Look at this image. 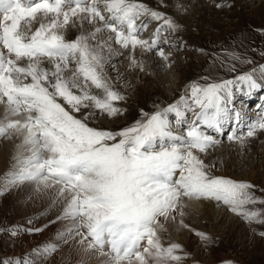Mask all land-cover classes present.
I'll list each match as a JSON object with an SVG mask.
<instances>
[{
	"label": "snow or ice",
	"instance_id": "6c2138e0",
	"mask_svg": "<svg viewBox=\"0 0 264 264\" xmlns=\"http://www.w3.org/2000/svg\"><path fill=\"white\" fill-rule=\"evenodd\" d=\"M160 4L167 6L164 0ZM152 21L158 26L143 38ZM69 28L79 33L66 39ZM179 28L144 0H0V104L5 108L0 138L22 136L16 163L0 184L4 190L25 182L58 187L66 201L63 218L74 225L69 233L75 231L86 250L105 257L104 264H181L182 246H164L158 233L169 235L168 222L189 228L183 217L191 199L213 200L249 225H264V207H255L264 206V198L253 191L256 186L213 175L215 165L200 155L222 143L218 137L228 124L236 128L227 140L240 145L264 132V112L241 132V113L230 107L234 89L251 93L264 87V64L233 79L190 82L178 100L152 113L141 110V119L119 131L90 126L100 116L125 111L118 107L125 96L116 86L113 56L127 50L129 66L140 71L145 64L137 49L167 62L164 34ZM240 62L253 64L246 58ZM108 68L117 71L116 78ZM21 115L23 120L13 119ZM42 230L0 228L12 236ZM195 235L211 241L206 233ZM55 250L49 244L34 249L33 259L0 264H35L36 255Z\"/></svg>",
	"mask_w": 264,
	"mask_h": 264
},
{
	"label": "rangeland",
	"instance_id": "374dc122",
	"mask_svg": "<svg viewBox=\"0 0 264 264\" xmlns=\"http://www.w3.org/2000/svg\"><path fill=\"white\" fill-rule=\"evenodd\" d=\"M154 1L144 0L149 6L160 11H165L171 18L176 19V23L184 26L185 34L182 35V32L178 30L169 34L170 39L168 41L175 46L168 48L165 43L164 51L166 50L165 54L169 55L167 64L170 66L162 72L150 75L142 71L140 75L138 73L140 70L136 68L135 72L130 73L128 65L130 63L127 56L123 55L117 60L114 59L115 66L121 69L125 73L124 75L133 83V90L125 96L124 100L118 102V107L125 110L122 115L112 118L100 116L94 120L93 125L95 127L103 124L110 127L108 129H112V131H119L141 119V110L146 113H152L157 106L163 107L170 104L174 101L172 94L176 90H179L176 94L177 98H179L190 82L198 81L204 83L203 77H208L209 81L233 79L240 73L249 71L253 66L264 64V0H184L189 3L187 7L188 12L184 11L183 13L175 14L172 13L174 12L172 7L165 4V0L164 4L168 8L161 4H155L157 0L155 3ZM217 3L224 6L217 8ZM201 8L204 13L201 12ZM183 19H186V22L189 20L191 23L186 24V22H182ZM157 26L156 21L150 22L143 34V38H149L151 32H154ZM91 28V25L84 27L85 30H91ZM169 43L167 42V44ZM126 51H124L125 54L128 52ZM138 51L136 52L137 56L139 55ZM145 55L148 56L150 54ZM233 56H238L240 60H233ZM245 58L253 61V64L240 62ZM233 65H235V71H230ZM159 81L161 82V86L159 85L160 88H156V83ZM157 90L160 92L158 95L155 94ZM234 90L236 91V89ZM262 93H264V87L260 88V95ZM242 98V100L249 102L248 97L244 96ZM245 108H247V113H244V115H249L253 119L258 117V115H252L256 111L254 110L255 107L252 101ZM3 117L4 114H0V118L3 119ZM17 118L13 117V119ZM250 119L246 120V123H251ZM246 123L242 122V124ZM230 128L231 124H229ZM232 131V129L229 132L225 131L224 136L221 137L222 143L220 146L214 151H209V153L221 155V152L224 151L222 150L223 145L225 147L231 144V146H235V150L239 148L237 150L239 153L241 152L242 155L245 153L244 158H242L243 160L246 159L247 166L243 170L237 171L235 175L232 174L233 177H238L239 179H231L255 185L256 187L253 191H255L258 197L264 198V188L257 183L260 181L262 183L264 181L263 178L255 182V179L258 180L260 176L264 177V140L262 139V134L258 131L255 137L248 138L247 142L245 141L243 145H240L235 142L234 144L228 142L227 135ZM18 137L19 135L12 134L10 138H0V146H2L5 140L15 142ZM18 141L19 138L16 142ZM251 141H258L263 145V148L261 147L262 149H260L257 155L253 154L255 150H247L249 145L244 146L250 144ZM18 145L19 143H16V146ZM241 147H244L243 152L240 151ZM209 153L208 156H211ZM200 155L205 164L215 165L211 169L213 175L229 178L226 175L223 176L224 172L221 166L217 165L216 159L208 161V156L206 158V155ZM257 166L260 168L258 173L256 172ZM229 170L230 168L227 169V171ZM7 174L4 172L2 174L3 178L0 177V181H3ZM24 187H26L24 184H19L8 190H4L3 185L0 184V228L10 229L12 226L20 225L24 228H42L43 230L33 233L20 232L17 236H12L9 231L0 232V260L24 257L33 259L32 253L34 249L54 244L56 250L45 256L36 255L35 264H88L87 262H80L76 257L78 253L75 254L77 252L75 247L65 241L67 234L73 235V232L69 233L67 231L73 228L70 226L72 224L70 219L67 221V219L63 218V208L66 206V201H64L62 208L59 210L50 205L40 208V204L37 201H32V191L24 193ZM18 196L20 199H15ZM197 203L213 208L220 206V217L216 216L217 219L214 221L207 219L208 216L206 218L204 214L192 207L191 215H194L191 216V221L187 222L184 219L185 217H183L184 223L189 225V228L183 229L182 226H177V230L168 232L169 235L171 234L170 236L167 235L168 237L162 232L158 233L164 246H168L169 243H176L182 246L183 252L178 253L183 255L181 264H206L204 262L209 260H212V264H224L225 261H231L232 264H264V237L259 235L260 232H264V225H249L242 217L231 212L228 206L223 204L218 205L215 201L213 203V200L200 199ZM34 204L38 205H36L35 211L32 212ZM255 207L264 206L257 205ZM29 220H31V224L28 223ZM237 221L242 225L238 226ZM63 222L65 223L63 224ZM221 223H224L223 226L217 229L218 224L220 225ZM253 229L255 230L253 231ZM193 230L206 233L211 238V241L205 242L201 240L199 236L195 235V231ZM83 231L86 230L82 229ZM180 231L185 232H183L186 236H184L185 238L181 237L183 234ZM73 249L74 251H72ZM95 252L93 251V254ZM94 255V257L98 258L96 253ZM97 260L99 263L97 261L95 264H104L103 261L101 262L102 258L99 257Z\"/></svg>",
	"mask_w": 264,
	"mask_h": 264
},
{
	"label": "bare ground",
	"instance_id": "6f19581e",
	"mask_svg": "<svg viewBox=\"0 0 264 264\" xmlns=\"http://www.w3.org/2000/svg\"><path fill=\"white\" fill-rule=\"evenodd\" d=\"M156 1V0H155ZM155 1H154V3H155ZM153 3V2H152ZM200 3V2H199ZM155 4H158V5H160V0H157L156 1V3ZM165 4H167L169 7H172V10L174 11V12H172L173 14H175V13H180V12H188L187 11V7H188V4L189 3H187L186 1H184V0H165ZM149 5V4H148ZM200 5V4H199ZM198 5V6H199ZM247 5V4H246ZM168 6H167V8H168ZM201 7H202V5H200ZM151 7V6H150ZM205 9V8H204ZM171 10V11H172ZM205 11H208V10H205ZM201 12H203L202 11V8H201ZM171 13V12H170ZM204 13V12H203ZM206 14V13H205ZM204 14V15H205ZM190 15V14H189ZM200 15V14H199ZM175 22H177V20L176 19H174V18H172ZM179 20V19H178ZM182 22H186V19H183L182 20ZM181 22V23H182ZM187 23H191L189 20L186 22V24ZM178 24V23H177ZM189 25V24H188ZM187 25V26H188ZM86 25H84V27H85ZM85 30V29H84ZM86 31H89L88 29H86ZM178 31H181L182 32V35H184L185 34V28H184V26H180V28L178 29ZM79 33V28H69V30L65 33V38L66 39H71V38H73L75 35H77ZM165 37H167V41L170 39V37H169V33H167V34H165ZM214 39V38H213ZM215 40H217V39H215ZM168 43H169V41H168ZM166 46H168V48H173L175 45L174 44H172V43H169V44H167L166 43ZM163 47H164V45H163ZM165 48V47H164ZM137 50H139V49H137ZM124 51H126V50H124ZM127 52V51H126ZM139 52V55L137 56V54H136V57H137V59L139 60V59H142L143 61H144V64H145V70H144V72L145 73H148V74H150V75H153V74H155V73H157V72H162V71H164L166 68H168V67H166L165 66V64L166 63H168V61L167 62H165V61H163V60H161L160 58H157L156 56L154 57V56H152V55H145V54H143V55H141V52H140V50L138 51ZM165 52H166V50H165ZM123 55H125V57L127 56L128 57V52L125 54V52H123ZM122 55V56H123ZM122 56H113V58H112V63L114 64V59H119L120 57H122ZM130 63V62H129ZM194 63V62H193ZM127 64V63H126ZM129 65V64H128ZM192 68V67H191ZM115 69L116 70H119V79H118V81H117V84H116V86H117V88L119 89V91L124 95V96H126V95H128L129 93H130V91H132L133 89V87H132V84L133 83H131V80H129V78L127 77V76H125L124 74L125 73H123V71L121 70V69H119L118 67H116L115 66ZM129 69H130V73H133V72H135L136 71V69H133V68H131L130 66H129ZM108 70V73H109V76H111V77H113V78H116L117 77V71L116 70H114V69H112V68H108L107 69ZM142 71H138V73L141 75L142 73H141ZM185 73V72H184ZM190 74V73H189ZM139 75V76H140ZM138 76V77H139ZM183 76V75H182ZM136 78V77H135ZM183 79V78H182ZM138 80V79H137ZM161 84V82L159 81V82H157L156 83V85H157V87L156 88H160L159 87V85ZM181 84V83H180ZM185 84V83H184ZM144 86V85H143ZM161 86V85H160ZM167 88V87H166ZM165 88V89H166ZM182 88V87H181ZM169 89V88H168ZM167 89V90H168ZM160 90V89H159ZM167 90H165V91H167ZM240 89H236V91L234 90V96H233V99H232V102H231V105H230V107H233L234 109H236V111H239L240 113H241V116L243 117V121H244V123H246L247 121H248V119L249 118H251L250 120L251 121H253V120H256V119H253V117H249V115H244V113H247V108H245L246 106H249V102L248 101H245V100H242L243 98L242 97H244V96H246V98L248 97L249 99H253V98H255V94L258 92V89L257 90H254V91H252L251 93H249L248 91H247V89H243V90H240ZM93 91L95 92V90L93 89ZM179 90H176V92H174L173 94H172V99H174V101H176V100H178L179 98H177V92H178ZM171 92V91H170ZM160 92L157 90V92L155 93L156 95H158ZM183 93V92H182ZM137 98V97H136ZM174 101H172L171 103H173ZM238 102V103H237ZM258 108V107H257ZM256 108V109H257ZM255 109V110H256ZM244 110V111H243ZM4 112H5V108H4V105H2V104H0V114H4ZM251 115V114H250ZM252 115L253 116H257V115H259L257 112H253L252 113ZM79 116V115H78ZM1 119V118H0ZM17 119H21V120H23L24 119V116L23 115H21V116H19ZM103 119V118H102ZM106 119V118H105ZM247 120V121H246ZM249 123V122H248ZM248 123H246V124H248ZM94 124V120L93 121H91V124H90V126H93V127H95V125H93ZM246 124H244L243 125V130H240L241 132H243V131H246V127H245V125ZM97 128H104V129H107V130H110V129H108V128H110V127H108V126H105V125H103V124H99V125H97ZM115 128H117V127H115ZM229 130H231V128L229 129ZM111 131H112V129H111ZM229 132V131H228ZM261 134H262V139L264 140V132H261ZM257 135V134H256ZM259 136V135H258ZM14 137V136H13ZM19 138V141L18 142H16L17 141V139ZM18 138H16V140H15V142H8V141H6L5 140V142H3V144H2V146H0V177L1 178H3L2 177V174L5 172L6 174L8 173V172H10L11 171V169H13V166L15 165V163H16V161H15V159H14V157L16 156V154H17V146H16V143H19V144H21V142H22V136H19ZM218 138H220L221 139V137H218ZM262 141V140H261ZM229 143H233L234 144V142H230V141H228ZM247 142V141H246ZM258 142V141H257ZM256 141H251V143L250 144H247V145H244V146H248L247 147V150L248 151H254V153L253 154H258V152L260 151V149H262L263 148V145H262V143L260 144L259 142L257 143ZM15 143V144H14ZM220 146V145H219ZM234 147L235 146H231V144L230 145H228V146H225L224 147V145L222 146V150H224L223 152H221V155H215L214 153L212 154V153H209V155H211V156H208V154L206 155V158H207V156L209 157V159H208V161L210 160V159H216V161H217V165L218 166H221V169L223 170V176H228L229 178H235V179H239L238 177H233L232 176V174L233 175H235L236 173H237V171H241V170H243L246 166H247V161H246V159L245 160H243V156H245V153L242 155V153L240 152H238L237 150L239 149H237V150H235L234 149ZM262 147V148H261ZM217 148V147H216ZM215 148V149H216ZM220 148V147H219ZM242 149H240V151H242L243 150V148L244 147H241ZM214 151V150H213ZM212 151V152H213ZM245 151V150H244ZM247 151V152H248ZM243 152V151H242ZM25 155H27V153H25ZM246 155H247V153H246ZM203 156V155H202ZM243 157V158H242ZM207 162V161H206ZM228 162H230V163H228ZM213 163H215V162H213ZM228 165H229V167H228ZM220 168V167H219ZM228 168H230V170L229 171H227V169ZM237 168V169H236ZM213 169V168H212ZM216 169V168H215ZM259 170H260V168L257 166L256 167V172L258 173L259 172ZM214 171V170H213ZM5 175V174H4ZM221 176V175H220ZM259 176V175H258ZM253 177V176H252ZM263 178V180H264V177H261L260 176V178L258 179V180H256L255 179V182L256 181H260L261 179ZM253 179V178H252ZM254 181V180H253ZM261 187H263L264 188V185H263V183H264V181L261 183V181L260 182H257ZM26 187H24L25 188V191H24V193H28V192H30V191H32V194H33V202H38L40 205V208H44L45 206H47L48 207V205H50V206H53V207H56V208H58V210L59 209H61L62 208V206H63V203H64V198L63 197H59L58 196V187H52V188H46V187H44L43 185H36V184H34V183H30V182H25V183H23ZM22 185V184H21ZM20 187V186H19ZM24 188H23V190H24ZM262 188V189H263ZM31 194V195H32ZM24 195V194H23ZM30 195V194H29ZM21 198H22V196L21 195H19ZM16 197L15 199H20V197ZM28 196V195H27ZM26 196V197H27ZM30 198V197H29ZM27 199V198H26ZM198 202V200H196V199H192V200H187L186 201V204H187V206H186V208H185V215H184V219H186L185 221H187V222H190L191 221V216L192 215H194V214H192L191 215V213H192V207H194V209L196 208L197 209V211H199L200 213H202V214H204V216L206 217V216H208V218L207 219H211V220H215V219H217L216 218V216H219L220 217V215H221V208H220V206H215L214 208L213 207H209V206H206V205H203V204H198L197 203ZM203 202H205V201H203ZM202 202V203H203ZM20 203V202H19ZM213 203H214V201H213ZM208 204H209V202H208ZM36 205H38V204H34L33 205V209H32V212H34L35 211V207H37ZM213 205V204H212ZM64 209V208H63ZM193 209V210H194ZM196 210H195V212H197ZM59 212V211H58ZM60 212H62V211H60ZM194 213V212H193ZM62 214V213H61ZM194 218V217H193ZM192 218V219H193ZM58 219V218H57ZM61 219V218H60ZM179 219V218H178ZM67 221H68V219H67ZM71 221V220H70ZM193 221V220H192ZM210 221V220H209ZM62 222V221H61ZM195 222V221H194ZM238 222V221H237ZM65 222H63V224H64ZM71 225L70 226H72L73 228H74V225H73V222L71 221ZM67 224V223H66ZM65 224V225H66ZM223 224L224 223H221L220 225L218 224V226H217V229H219V228H221V226H223ZM59 225V224H58ZM61 225V224H60ZM68 225V224H67ZM191 225V224H190ZM239 225H242L241 223H239L238 222V226ZM177 226L178 225H176V224H174V223H172V222H168V223H166V225H165V227L167 228V232H171V231H175V230H177ZM68 227V226H67ZM72 228V229H73ZM67 229V228H66ZM68 229H69V227H68ZM182 229V228H181ZM183 229H184V227H183ZM66 231V230H65ZM68 231V230H67ZM82 231V230H81ZM62 232V231H61ZM73 232V235L72 234H70V235H66V237H65V241L67 242V243H69V244H71V245H73V247H75V249L77 250V252H75V254L76 253H78L77 255H76V257L78 258V260L80 261V262H87L88 264H95L98 260L97 259H99V257L100 258H102V260H101V262L103 261H105V257H103L102 255H100L99 253H97V252H95L94 250H86V244H81L80 243V241H81V236L80 235H78L75 231H72ZM181 232V234H183L181 237H184L185 235H184V231H180ZM184 232V233H183ZM63 233V232H62ZM163 233V232H162ZM162 233H160V234H162ZM62 235V234H61ZM63 235H65V234H63ZM164 235V234H163ZM162 235V236H163ZM171 235V234H170ZM170 235H168V236H170ZM172 235H173V232H172ZM187 235V234H186ZM49 236V235H48ZM47 236V237H48ZM167 236V237H168ZM61 237V236H60ZM186 237V236H185ZM184 237V238H185ZM164 238H165V236H164ZM59 240V239H58ZM167 240H169V239H167ZM162 241H163V239H162ZM184 241H185V239H184ZM195 241H196V239H195ZM167 242V241H166ZM168 243V242H167ZM191 244H193V243H191ZM190 245V244H189ZM192 246V245H191ZM68 247H71V246H68ZM190 247V246H189ZM69 250V249H68ZM72 251H74V249L72 250ZM93 251L96 253V255L98 256V258L97 257H94L95 255V253L93 254ZM61 254H63V252H61ZM60 254V255H61ZM97 258V259H96ZM98 263H99V261H98ZM204 263H206V264H212V260L210 261H205Z\"/></svg>",
	"mask_w": 264,
	"mask_h": 264
}]
</instances>
